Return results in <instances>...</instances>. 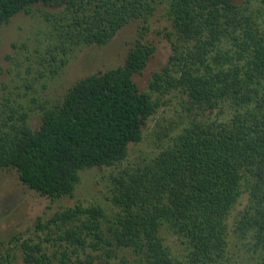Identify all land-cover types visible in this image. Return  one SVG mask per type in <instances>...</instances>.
I'll return each mask as SVG.
<instances>
[{
    "label": "trees",
    "instance_id": "1",
    "mask_svg": "<svg viewBox=\"0 0 264 264\" xmlns=\"http://www.w3.org/2000/svg\"><path fill=\"white\" fill-rule=\"evenodd\" d=\"M248 1L0 0V27L37 3L63 4L42 11L54 42L38 61L51 76L68 51L139 22L123 65L39 104L37 128L27 111L0 108V169L14 168L29 189L72 197L81 170L128 156L165 94L184 96L187 111L148 161L109 175L110 213L79 203L39 216L33 230L44 235L13 234L1 242L0 264H264V10ZM159 8L168 24L156 31L172 52L141 90L133 75L156 49L142 38Z\"/></svg>",
    "mask_w": 264,
    "mask_h": 264
},
{
    "label": "rangeland",
    "instance_id": "2",
    "mask_svg": "<svg viewBox=\"0 0 264 264\" xmlns=\"http://www.w3.org/2000/svg\"><path fill=\"white\" fill-rule=\"evenodd\" d=\"M234 2L240 4L246 0ZM62 6L61 3L48 6L37 3L29 12L16 13L8 23L0 27V108L9 112V105L16 112L27 111L28 122L32 128H37L41 122L39 104L50 105L61 100L68 88L86 75L123 65L127 52L135 39L139 38V22H129L104 44L79 46L68 51L65 66L51 76L48 67L38 61L41 57L49 58L51 53L46 48H51L54 42L50 36V25L43 19L42 11L54 12ZM248 6L254 11L256 8L264 10V0H249ZM149 20V28L142 41L152 42L156 49L142 71L133 75L141 90L148 89L153 73L166 64L172 52L171 44L164 33L156 31L168 24L162 17L160 8ZM40 69L44 75L39 77ZM183 98L177 91L165 94L161 98L166 101L165 104L147 120L143 126L142 140L129 146L128 156L111 167L81 170V178L72 197L51 199L40 195L20 181L14 168L0 169V245L13 234H22L24 238L30 236L37 240L35 233L41 237L44 235L43 232L33 230L37 217L40 216L45 221L55 211L75 204H100L110 213L111 205L105 198L110 187L109 175L121 168H133L141 161H148L160 151L169 136L177 133L183 125V117L187 115L181 105ZM2 102L7 105L2 107ZM166 131L168 134L164 136ZM244 201L245 198L242 199ZM5 247L7 244L3 243V248ZM16 261L17 264H24L20 258Z\"/></svg>",
    "mask_w": 264,
    "mask_h": 264
}]
</instances>
